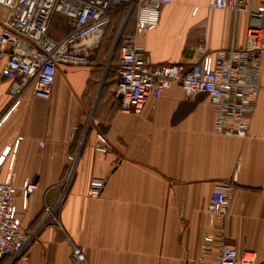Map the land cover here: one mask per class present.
<instances>
[{
  "label": "crops",
  "instance_id": "obj_1",
  "mask_svg": "<svg viewBox=\"0 0 264 264\" xmlns=\"http://www.w3.org/2000/svg\"><path fill=\"white\" fill-rule=\"evenodd\" d=\"M6 17L0 5V27ZM118 17L93 66L57 67L48 99L28 86L12 108V83L0 74L1 176L12 172L18 217L34 236L21 256L0 264H195L203 234L213 233L207 205L214 187L234 176L226 243L264 264V54L245 139L215 134L209 97L186 95L179 85L135 116L121 111L114 92L115 50L134 35L136 15ZM55 23L64 25L57 35ZM247 27L248 16L211 9L208 0H172L137 45L153 64L187 66L202 59L203 46L214 65L218 54L244 47ZM68 31V19L55 15L49 35ZM94 179L103 186L90 197ZM24 181L36 185L25 208Z\"/></svg>",
  "mask_w": 264,
  "mask_h": 264
},
{
  "label": "built area",
  "instance_id": "obj_2",
  "mask_svg": "<svg viewBox=\"0 0 264 264\" xmlns=\"http://www.w3.org/2000/svg\"><path fill=\"white\" fill-rule=\"evenodd\" d=\"M171 1L0 0L7 10L0 27V74L12 83V108L19 104V97L28 86L34 96L50 98L59 65L93 66L113 14L121 9L128 12L136 9L134 35L122 38L119 47L114 95L121 111L140 116L149 101H153L150 106L154 108L165 89L179 85L186 95L204 93L209 97L215 113V134L247 138L261 90L264 0H208L211 9L248 16L244 47L218 54L216 64L213 65L203 46L197 48L202 59L189 66L153 64L150 55L138 47L137 38L159 24L161 7ZM57 14L69 21V31L60 39L48 33ZM3 162L0 158V262L18 258L34 240L18 217V190L12 172L6 171L1 176ZM235 181L234 176L231 182H219L214 187L207 205L213 233L203 234L195 264H257L253 254L238 253L226 243ZM102 186L103 180H92L88 195L97 197ZM35 189L32 182H23V208ZM213 250L215 259L209 260ZM73 257L78 262L84 259L80 250H75Z\"/></svg>",
  "mask_w": 264,
  "mask_h": 264
},
{
  "label": "trees",
  "instance_id": "obj_3",
  "mask_svg": "<svg viewBox=\"0 0 264 264\" xmlns=\"http://www.w3.org/2000/svg\"><path fill=\"white\" fill-rule=\"evenodd\" d=\"M124 11H125L124 9H121V10H118L117 12H115V13L113 14L112 19H111V22H110L109 26L106 28V30H105V32H104L103 40H102V42H101V45H100L99 48L97 49L96 54H97L98 50L101 48V46H102L104 43H105L106 45H111V43H112V41H113V36L107 37V38L105 39V34H106V32H107V29H108L112 24L115 23V22H114L115 19H116V24H118L117 19L119 20V19L121 18V17H118V15H121ZM117 13H118V14H117ZM116 14H117V15H116ZM133 14L136 15V9H133V10L131 11V15H133ZM110 35H111V34H110ZM120 43H121V41L118 42V44H117V48H116V50H115V54L118 53V55H119V47H120ZM5 259H6V258H5ZM3 260H4V259H3Z\"/></svg>",
  "mask_w": 264,
  "mask_h": 264
},
{
  "label": "rangeland",
  "instance_id": "obj_4",
  "mask_svg": "<svg viewBox=\"0 0 264 264\" xmlns=\"http://www.w3.org/2000/svg\"><path fill=\"white\" fill-rule=\"evenodd\" d=\"M131 16H134V14L133 15H131ZM132 18V17H131ZM120 21V20H119ZM56 24V23H55ZM62 24H56V25H54L53 27H52V34L53 35H57V34H59V30L58 29H60V27L62 28V26H63V29H64V25H62ZM119 26V25H118ZM118 26H115V24H114V26H113V24L107 29V32H106V34H105V39L107 38V35L110 33V29L113 27L114 28V31H117V29H118Z\"/></svg>",
  "mask_w": 264,
  "mask_h": 264
},
{
  "label": "water",
  "instance_id": "obj_5",
  "mask_svg": "<svg viewBox=\"0 0 264 264\" xmlns=\"http://www.w3.org/2000/svg\"><path fill=\"white\" fill-rule=\"evenodd\" d=\"M131 11H132V10H130L129 13H131ZM116 44H117V40L115 41L114 48H115ZM114 48H113V49H114Z\"/></svg>",
  "mask_w": 264,
  "mask_h": 264
}]
</instances>
